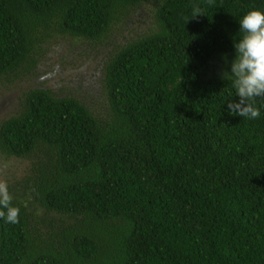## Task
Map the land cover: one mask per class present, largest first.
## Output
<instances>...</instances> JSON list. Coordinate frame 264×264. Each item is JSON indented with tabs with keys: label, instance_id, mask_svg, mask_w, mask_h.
Instances as JSON below:
<instances>
[{
	"label": "trees",
	"instance_id": "obj_1",
	"mask_svg": "<svg viewBox=\"0 0 264 264\" xmlns=\"http://www.w3.org/2000/svg\"><path fill=\"white\" fill-rule=\"evenodd\" d=\"M139 9L143 32L102 55L99 107L34 88L0 122V155L29 161L0 264H264V98L229 115L222 75L264 0H0V79L51 38L106 44Z\"/></svg>",
	"mask_w": 264,
	"mask_h": 264
},
{
	"label": "rangeland",
	"instance_id": "obj_2",
	"mask_svg": "<svg viewBox=\"0 0 264 264\" xmlns=\"http://www.w3.org/2000/svg\"><path fill=\"white\" fill-rule=\"evenodd\" d=\"M145 26L146 18L139 9L114 26L108 42L102 46L59 37L41 44L30 72L0 79V122L15 115L22 93L34 88L47 89L57 97L78 98L87 105L99 107L98 78L103 53L133 38L134 34L142 33ZM28 166V160L0 155V181L7 182L8 188L14 186L22 180Z\"/></svg>",
	"mask_w": 264,
	"mask_h": 264
},
{
	"label": "clouds",
	"instance_id": "obj_3",
	"mask_svg": "<svg viewBox=\"0 0 264 264\" xmlns=\"http://www.w3.org/2000/svg\"><path fill=\"white\" fill-rule=\"evenodd\" d=\"M209 6L213 0H208ZM200 7H194L193 16L202 15ZM243 35L233 44L235 57L231 61L230 73L224 71L232 81L238 102L227 103L229 115H238L250 120L260 118L256 98H264V11L250 9L239 20ZM225 62L226 58H225ZM12 195L5 181H0V219L18 224L20 209L12 204Z\"/></svg>",
	"mask_w": 264,
	"mask_h": 264
}]
</instances>
